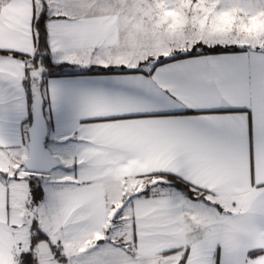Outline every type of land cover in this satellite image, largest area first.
I'll return each instance as SVG.
<instances>
[{
    "label": "snow or ice",
    "instance_id": "snow-or-ice-1",
    "mask_svg": "<svg viewBox=\"0 0 264 264\" xmlns=\"http://www.w3.org/2000/svg\"><path fill=\"white\" fill-rule=\"evenodd\" d=\"M0 264H264V0H0Z\"/></svg>",
    "mask_w": 264,
    "mask_h": 264
}]
</instances>
